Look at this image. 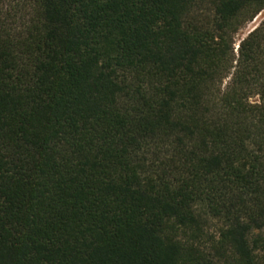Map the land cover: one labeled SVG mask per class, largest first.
<instances>
[{"label": "trees", "instance_id": "obj_1", "mask_svg": "<svg viewBox=\"0 0 264 264\" xmlns=\"http://www.w3.org/2000/svg\"><path fill=\"white\" fill-rule=\"evenodd\" d=\"M263 12L0 0V264H264Z\"/></svg>", "mask_w": 264, "mask_h": 264}, {"label": "rangeland", "instance_id": "obj_2", "mask_svg": "<svg viewBox=\"0 0 264 264\" xmlns=\"http://www.w3.org/2000/svg\"><path fill=\"white\" fill-rule=\"evenodd\" d=\"M264 20V12L261 13L259 16L256 17V19L251 22L249 25H247L238 35V40L245 38L250 32H252L259 24ZM254 99L253 101H255ZM212 231H216L217 225L212 223L211 224Z\"/></svg>", "mask_w": 264, "mask_h": 264}]
</instances>
